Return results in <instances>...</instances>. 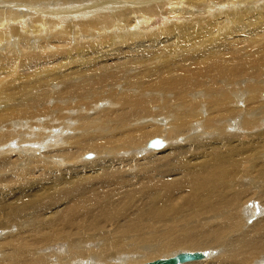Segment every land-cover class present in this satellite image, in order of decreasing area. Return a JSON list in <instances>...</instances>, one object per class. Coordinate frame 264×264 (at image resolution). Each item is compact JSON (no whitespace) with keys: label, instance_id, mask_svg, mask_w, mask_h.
<instances>
[{"label":"bare ground","instance_id":"1","mask_svg":"<svg viewBox=\"0 0 264 264\" xmlns=\"http://www.w3.org/2000/svg\"><path fill=\"white\" fill-rule=\"evenodd\" d=\"M183 253L264 264V0H0V264Z\"/></svg>","mask_w":264,"mask_h":264},{"label":"water","instance_id":"2","mask_svg":"<svg viewBox=\"0 0 264 264\" xmlns=\"http://www.w3.org/2000/svg\"><path fill=\"white\" fill-rule=\"evenodd\" d=\"M204 255L202 253H186L179 254L176 258L167 260H158L149 264H182L191 261H197L203 259Z\"/></svg>","mask_w":264,"mask_h":264},{"label":"rangeland","instance_id":"3","mask_svg":"<svg viewBox=\"0 0 264 264\" xmlns=\"http://www.w3.org/2000/svg\"><path fill=\"white\" fill-rule=\"evenodd\" d=\"M158 137H160V136H158ZM154 138H157V137H154ZM89 156V158L91 159V160H93L94 159V155H88ZM88 158V157H87ZM141 158V157H140Z\"/></svg>","mask_w":264,"mask_h":264}]
</instances>
